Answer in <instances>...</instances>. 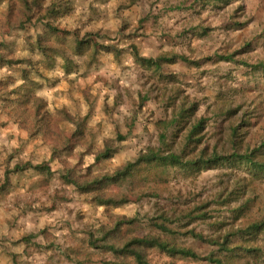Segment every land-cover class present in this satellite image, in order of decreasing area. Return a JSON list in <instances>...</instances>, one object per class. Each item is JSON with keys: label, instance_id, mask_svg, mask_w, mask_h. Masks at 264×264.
I'll return each instance as SVG.
<instances>
[{"label": "rangeland", "instance_id": "374dc122", "mask_svg": "<svg viewBox=\"0 0 264 264\" xmlns=\"http://www.w3.org/2000/svg\"><path fill=\"white\" fill-rule=\"evenodd\" d=\"M131 1L61 0L65 20L54 11L47 22L91 40L82 56L75 34L39 21L45 0H0V15L24 33L14 46L0 35V264H139L131 251L149 264H212L134 243L147 237L264 264V224L240 232L264 223V171L200 165L258 147L264 163V0ZM130 43L145 57L178 58L143 66ZM151 149L197 166L142 162L92 182Z\"/></svg>", "mask_w": 264, "mask_h": 264}, {"label": "trees", "instance_id": "16d2710c", "mask_svg": "<svg viewBox=\"0 0 264 264\" xmlns=\"http://www.w3.org/2000/svg\"><path fill=\"white\" fill-rule=\"evenodd\" d=\"M27 1V0H24ZM203 1H214V0H203ZM226 3H229L230 0H226ZM134 2L131 1V3ZM54 4L50 5L47 9V11H50V13L53 11ZM49 13V12H48ZM49 13V14H50ZM47 16V15H46ZM45 16V17H46ZM39 21H41L44 17H39ZM242 23H238V25H240ZM46 29L49 33H53V34H75V41H76V47L74 49V52L76 54L82 55L84 56L87 51H86V44L90 43L91 40L88 39H83L79 38V34L77 31H73L72 29H65V28H59V27H55L56 25H54L51 22H46ZM38 41L41 42V36L38 35ZM42 47V45H41ZM43 51H47L46 47H42ZM96 47H94L93 50H91V52L89 53V57H91L93 54H95L98 50L95 49ZM100 49L109 51V52H113L114 54H118L120 53V51L122 50L117 49L116 46H111V45H102V47H99ZM126 50H130L132 51L134 57H135V61L143 66H147V67H155L158 68L160 67L163 63L165 62H173L178 58V55H173V56H159L157 58H153V57H145L142 56L138 50V47L135 43H130L128 45V48H126ZM1 56V55H0ZM227 60H230V57H221ZM22 60H11L9 61V63L11 64H17V63H22ZM89 61L87 64L90 65ZM87 62H85L86 64ZM90 67V66H89ZM66 72H69V69L66 67ZM27 79V75L24 74V80ZM22 86V85H20ZM264 146V143L261 145ZM260 150V147L255 148L253 151L249 152V153H245V154H238V153H234L231 155H214L213 157L204 160V161H200V165H216L222 162H231V161H236V162H240V163H246L249 164L251 166H253V168L257 169V170H261L264 171V163L263 162H259L255 160L256 157V153ZM108 153H103V156H107ZM152 163V162H160L161 164L164 165H171V166H181V167H194L197 166V161H183L181 159V156L175 153H169V154H160L159 152L155 151V150H149L148 153L143 154L139 157V159L132 163H127L122 169L118 170L114 175L112 176H104L101 179H95L94 181H92L94 184L100 183L103 180H107L110 182L113 181H117L120 178L124 177L128 172H130L136 165L140 164V163ZM23 167H20V165H16V169H21ZM34 169L37 170H41V171H50L49 167H45L44 165L38 164V165H34L33 166ZM90 183L82 186V185H78L79 187L89 191L88 188H90ZM264 223H253L250 226H248L245 229L240 230L241 233L244 234H249L252 235L254 234L256 231L261 230V228H263ZM196 238L201 239V240H205L204 236L202 234H196L194 235ZM229 241H227V243H223L221 246V248H223V251H232V249H230L227 244ZM134 243H138V244H147L149 247H155L157 249H159L162 252H165L169 255H179L181 257L184 258H191V259H195V260H202V261H207L210 262L212 264H227L223 259L214 256L213 253L207 254V255H201L199 253H197L196 251H194L192 248L189 247H180L174 244H171L167 241H162L158 238H152V237H147V238H136L134 239ZM218 244V243H217ZM127 248V247H125ZM132 254L135 255V258L137 260V262L139 264H149L146 260L143 259V256L136 252V251H131Z\"/></svg>", "mask_w": 264, "mask_h": 264}, {"label": "crops", "instance_id": "0c3cea01", "mask_svg": "<svg viewBox=\"0 0 264 264\" xmlns=\"http://www.w3.org/2000/svg\"><path fill=\"white\" fill-rule=\"evenodd\" d=\"M99 1L100 0H77V3L78 4H83V5L84 4H89V5H92L93 6L96 3H98ZM45 2H47L45 5H48V6L54 4L53 5L54 9H53L52 12L56 11V13H58L55 16V21L57 20V23L58 24H60V21L65 20V16L63 14V6H62L63 4H62L61 0H45ZM32 3L34 4V2H32ZM52 12L49 15H47L46 17H44L42 19V21L47 22L49 20V16L52 14ZM79 18H82V20H85L86 16H85V18L83 16H80ZM90 18H91V23L93 24V18H94V16L91 15ZM31 20L34 22L35 28H38L40 26V24H37L35 22L36 18H35V20L34 19H31ZM61 25H63V22L61 23ZM11 26H13V25L8 24L7 21H6V19L2 15H0V35L6 36V37L10 38L11 41H14V42H12V46H14V44H15L16 41H19V42L23 41L22 38L24 36V33L20 32V29H17L16 27L15 28H12ZM5 28H9V29H5ZM10 28L12 29V31L10 30ZM5 30H7L9 33L8 34H6V33L4 34ZM31 31L34 32V29L31 28ZM39 33H40V31L37 29V32L35 34H39ZM26 34H28V33H26ZM3 40L4 39L1 37L0 38V45H1V42H3ZM65 64L66 63L64 61L63 64H62V66L60 67V69H61L60 71H63V70L66 69L67 66ZM64 72L68 74V72H66V70ZM78 74H80V72Z\"/></svg>", "mask_w": 264, "mask_h": 264}]
</instances>
